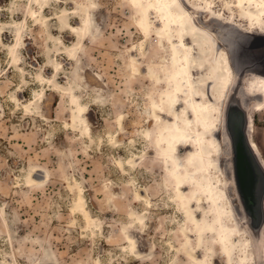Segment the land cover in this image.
Returning a JSON list of instances; mask_svg holds the SVG:
<instances>
[{
  "label": "rangeland",
  "instance_id": "374dc122",
  "mask_svg": "<svg viewBox=\"0 0 264 264\" xmlns=\"http://www.w3.org/2000/svg\"><path fill=\"white\" fill-rule=\"evenodd\" d=\"M206 1L179 0L211 35L216 36L214 29L249 30L235 0H210L214 12L199 6ZM46 5L0 0V264H197L184 242L189 235L194 249L197 238L188 232L191 224L154 140L155 129L173 118L163 115L159 126L150 122L153 100L173 86L169 41L142 34L129 0H47ZM33 8L40 11L37 16ZM85 12L93 19L77 34L71 26L81 27ZM17 26L25 28L18 46L21 64H14L9 49ZM251 34L258 49L243 48V57L264 59V34ZM213 47L194 68L196 98L222 107L224 91L214 88L216 73L209 66L217 65ZM74 94L87 106L91 132L72 121ZM262 99L257 93L250 103L253 135L264 155ZM184 108L182 103L176 109L181 116ZM190 151L183 147L179 154L185 158ZM221 178L232 203L227 170ZM79 195L96 226L74 212ZM200 206L193 211L202 217ZM202 208L210 209L207 203ZM130 234L138 239V251L128 246ZM208 243L215 263L225 264L219 247L210 238Z\"/></svg>",
  "mask_w": 264,
  "mask_h": 264
},
{
  "label": "bare ground",
  "instance_id": "6f19581e",
  "mask_svg": "<svg viewBox=\"0 0 264 264\" xmlns=\"http://www.w3.org/2000/svg\"><path fill=\"white\" fill-rule=\"evenodd\" d=\"M129 1L138 12V16L135 17V24L142 34L146 38L150 37L152 34L157 35L166 38L170 43V62L172 64L170 80L173 82V86L171 89L161 93L160 100H153L152 107L154 109V114L150 122L156 120V126H159L160 122L163 121V115L173 118L165 123L162 122V127L158 130L155 129L154 140L157 148L156 150L165 161L166 168L175 185V198L181 206L182 213L191 224L192 228L188 232L191 235H195L197 238V245L192 249L191 247L193 244L191 245V238L189 235L186 236L184 241L185 248H187L186 252L197 264H216L212 258L214 257L215 251L208 243V238H210L212 239V245L219 247L225 259L224 261H226L225 264H258L260 260L264 261V232L260 244L261 250L258 251L257 242L254 239L255 235L250 230L248 221L246 220L245 222L244 220L243 207L233 179L231 143L225 129L226 103L233 90L237 87L239 80L232 61V55H235V57L237 56V58H244L242 51H240V47L242 44H247L251 40V37H248L246 33H252L257 30L259 33L261 32V34H264V0H235V6L240 9L242 15L250 24L248 27L249 30H244L237 26V28L242 31H240V34L231 29L229 32V29L220 30L219 32V30L213 28L216 36L211 35L206 29L202 28L194 21L190 12L182 6L179 0ZM30 2L38 4L42 9L43 6L47 4V0H30ZM211 3L210 0H207L199 6L205 10L214 12V7ZM27 7H29V5H27ZM86 9H88V7ZM38 11V8L31 9L33 15H36ZM87 12H85L84 18L82 17L83 21L81 22L83 23H81V27L71 26L73 32H77L78 34L79 31L82 32L83 29L89 26L93 18L91 19L92 16H89ZM154 15L158 17L157 20ZM215 15L222 16V14L218 12H215ZM229 20L232 21L234 19L229 18ZM28 21L29 20H27V22ZM40 22L42 21L40 20ZM44 22L48 21L45 19ZM4 25L5 24H3V26ZM17 27L18 30L15 31L17 32L16 43L9 46L14 64H18L23 60L18 51L19 42L22 40L23 27ZM237 44L240 46L238 47ZM219 45L226 46L227 52L221 49ZM212 46H214L213 49L218 52L217 65L214 66L213 64H209V66L213 72L216 73L213 77L216 84L214 88L218 87L224 91L222 107L212 102V100L201 101L196 98L198 94L194 68L200 67V57L209 55L208 50ZM72 50L73 48H69L70 54ZM60 66H62V64H60ZM254 71L253 73H249L252 74L249 77H247L248 75L246 76L243 83L244 86L240 91V98L244 106L248 109L250 123L248 129L249 137L252 140L256 153L264 165V155L253 135V113L250 103L251 98L256 96L257 93L263 96V101L261 103H264V75L258 73V71H262L259 66H255ZM49 82L51 84L54 82L51 77L49 78ZM44 93L45 91L43 94ZM75 94L72 95V121L79 127L83 125L81 131L87 133L90 131L89 129H91L86 120L87 106L80 103L82 100L78 102ZM200 95L206 96L203 93ZM219 97L220 96H217L215 100L219 101ZM34 102L35 101H31L32 104ZM182 103L185 104V108L181 116L180 112L176 109ZM31 108L30 110H32ZM194 128L196 129L194 130ZM183 147L191 148V151L185 158H182L179 154L180 149ZM224 169L227 170L230 176V184L234 195L232 203L223 187L224 180L222 178L220 179V177L224 176ZM213 171H216L215 176L212 174ZM30 182L38 183V181L33 178L30 179ZM187 186H192L193 190L187 192L185 190ZM84 200L86 199H84L83 195H79L75 200L76 202L73 210L74 212L75 210H79L81 214L85 215L90 225L95 224L92 226H96V218L94 219L90 214ZM196 203H200L201 205L199 210L203 213L202 217H199L193 211V207ZM203 203L209 204L210 209L203 210ZM209 211L211 213L210 216ZM129 241L130 244L128 246H130L131 250L138 251L139 243L137 237L130 234ZM200 250L205 252V255L199 256L195 254Z\"/></svg>",
  "mask_w": 264,
  "mask_h": 264
},
{
  "label": "water",
  "instance_id": "95a60500",
  "mask_svg": "<svg viewBox=\"0 0 264 264\" xmlns=\"http://www.w3.org/2000/svg\"><path fill=\"white\" fill-rule=\"evenodd\" d=\"M246 34L251 37V40L247 44H242L240 51L245 47L258 49V46L253 44V34ZM232 61L239 80L226 103L225 129L231 143L233 179L243 207L244 220L248 221V226L255 235L254 239L260 251L264 232V165L249 137V114L240 98V91L244 86L246 76L255 72L254 67L259 66L262 69L264 59L237 58L232 55ZM258 73L264 75L263 69Z\"/></svg>",
  "mask_w": 264,
  "mask_h": 264
}]
</instances>
